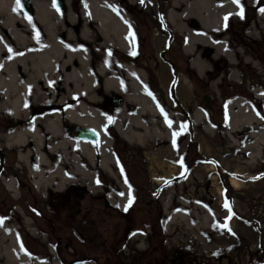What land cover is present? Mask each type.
Segmentation results:
<instances>
[{
  "label": "rangeland",
  "instance_id": "obj_1",
  "mask_svg": "<svg viewBox=\"0 0 264 264\" xmlns=\"http://www.w3.org/2000/svg\"><path fill=\"white\" fill-rule=\"evenodd\" d=\"M148 2L170 6V0ZM255 4L248 2L243 19L229 15L223 32L209 33L214 45L222 38L226 40L225 50L233 61L216 55L214 46H198L195 51L203 62L201 71L189 66L191 84L182 82L177 91L171 92L165 111L173 112L181 124L187 125L177 137L175 148L173 143L168 149L155 141L146 149L122 139L114 126L106 127V135L114 139L110 153L118 172L123 169L122 176L134 199L127 212L106 206L103 199L93 198L81 187H71L65 193L47 190L43 197L13 152L0 155V162L6 159V168L22 176L28 188L22 191L25 215L19 209L9 223L25 251L47 264H264V166H250L246 150L235 153L222 132L227 122L226 105L233 97L251 102L256 113L261 114L250 91L264 90V35L253 28L264 0L257 8ZM164 11L167 12L162 8L165 16ZM1 31L4 30L0 28ZM172 42L174 50L170 55L192 59L182 55L176 37ZM206 95L211 96L207 106L202 103ZM194 108L206 113L205 122L214 132L208 133L202 124L194 122ZM2 117L0 112V131L5 126ZM67 126L72 135L74 127ZM97 142L92 143L97 146ZM160 152L166 157L175 155V178L168 184L167 167L158 170L155 165ZM96 176L98 185L105 189V176ZM230 178L237 179L241 186L233 188ZM170 197L175 205L167 204ZM225 200L234 213L229 221L232 234L214 226L228 216L223 208ZM182 216L192 217L191 227ZM25 220L35 234L25 227ZM135 237L144 244L143 250L137 248L136 239L133 242ZM0 257V264H11L5 252Z\"/></svg>",
  "mask_w": 264,
  "mask_h": 264
},
{
  "label": "bare ground",
  "instance_id": "obj_2",
  "mask_svg": "<svg viewBox=\"0 0 264 264\" xmlns=\"http://www.w3.org/2000/svg\"><path fill=\"white\" fill-rule=\"evenodd\" d=\"M29 1L37 8L35 16L31 18L32 23H43L47 32L46 45L43 50L37 52L32 48V42L25 40L23 35V28H31L32 24L28 23L21 11L13 12L15 0H0V28L4 30L0 32V112L3 114L2 120L5 124L0 131L2 146L7 152H13L17 163L26 168L30 183L43 197L47 190L53 193H65L71 187H81L93 198L103 199L106 206L125 212L124 206L128 203L130 187L125 183L126 178L118 172L113 155L110 153L111 139L106 135L108 126L105 125L104 115L99 110L94 92L75 86L73 91L59 94L56 100L52 98L55 95L49 92L36 91L28 94L24 90V77L28 71L25 61L34 64L32 72L37 73L41 67L52 64L54 59H77L82 69H85L86 61L84 50L74 45V42L69 41L66 45L56 40L54 25L46 10L41 9L50 6V0ZM245 1L252 5L257 0ZM241 2L243 4L244 0ZM104 5V0H84L82 11L91 14V17L99 18L104 12ZM236 12L237 7L232 0H170L167 14L170 22H174L175 16L178 15L182 20L195 19L201 26V32L187 31L181 49L187 57L193 56L189 59L191 68L201 71L203 67V62L195 51L198 46H214L216 55L225 56L233 61V56L225 50L226 40L222 38L214 45L209 33L223 32L225 30L223 17L229 14L237 16ZM98 22L101 25V19H98ZM253 28H257L259 34L264 35V14H259ZM8 48L12 49L11 55ZM76 76L86 81L93 80L90 73H79L78 70L72 69L69 77L74 79ZM189 83L191 84L190 78L189 81L184 82L187 85ZM250 93L255 98L254 102L260 105L261 114L256 113L251 102L249 104L241 97H233L226 105L227 122L222 132L235 153L246 150L244 155L250 166L255 163L264 166V95H261L264 90L251 89ZM36 101L41 105L48 101L55 104L31 116ZM67 102L70 104H66ZM147 110L150 111L147 121H137L128 126H121L117 121L113 125L115 131L125 141L146 149H149L155 141L160 142L164 147H171L172 133L180 131L181 120L173 112L165 111L168 119L173 122L172 127L169 128L158 109L154 111L153 107H147ZM192 118L197 124H202L206 132L215 131L205 122L207 115L204 111L194 108ZM67 123L74 128L79 126L94 131L98 135V146H95L91 140L70 136L68 134L70 128L65 125ZM66 128H69V131H66ZM174 157L175 155L172 154L166 157L160 152L155 159L158 170L167 167L166 181H173L175 178V166L172 164ZM99 173L105 176L108 184L105 189H101L96 182L98 180L96 175ZM229 182L233 188L237 189L241 186L235 178H230ZM4 184L13 193L15 192L12 180H4ZM218 191H221V188H218ZM167 204L175 205L172 197ZM182 218L187 227L192 226L190 225L192 217L182 216ZM9 223L10 221H6L0 225V253L5 252L11 264H47L46 260L42 262L39 257L25 251L15 234L14 227ZM24 224L30 233L35 234L28 220H25ZM170 231L171 229L168 228V232ZM135 239L139 242L137 248L143 250L144 244L138 237H135L133 242ZM2 258L0 257V262Z\"/></svg>",
  "mask_w": 264,
  "mask_h": 264
},
{
  "label": "flooded vegetation",
  "instance_id": "obj_3",
  "mask_svg": "<svg viewBox=\"0 0 264 264\" xmlns=\"http://www.w3.org/2000/svg\"><path fill=\"white\" fill-rule=\"evenodd\" d=\"M83 1L57 0L61 9L59 14L52 7L53 0H50V6L41 9L46 10L49 15L57 41L66 45L71 41L84 50L85 69L81 68L77 59L62 58L54 59L52 64L41 67L37 73L32 72L34 64L25 61L28 71L24 77V90L28 94L36 91L49 92L55 95L52 98L56 100L59 94L73 91L75 86L92 90L107 126H113L117 121L121 126L132 125L141 120L147 121L150 113L147 107H153L156 111L157 104L165 112L171 92L177 91V86L190 78L189 59L183 60L182 57L174 58L170 55L174 50L172 39L176 37L181 50L187 31L199 32V26H194L192 21L182 20L178 15L175 16L174 22H170L167 15L170 6H153L149 0H145L144 4H141L140 0H104V12L99 18L91 17V14L82 11ZM255 3L253 7L257 8L261 0ZM242 5L244 9L249 6L245 1ZM113 7L116 11L112 10ZM22 8L24 15L27 14L31 18L35 16V6L22 5ZM162 8L167 10L164 11L165 16L162 15ZM98 19H101V25ZM129 26L135 33L136 55L130 54L133 49L125 39ZM35 32L39 33V42L34 38ZM23 35L25 40L32 42V48L36 52L43 50L46 45L47 32L43 23L33 22L31 28H23ZM109 52L110 57L107 55ZM181 53L184 54L182 50ZM72 69L78 70L79 73H90L93 80L86 81L79 76L74 79L69 77ZM54 104L48 101L41 105L36 101L31 116L49 109ZM68 134L70 135V132ZM71 134L70 136H74L73 132ZM7 153L11 151L7 152L1 143L0 155ZM5 160L0 162V218H3L4 222L12 220V216L16 215L15 212L19 209L23 216L25 215L24 209L21 208L24 200L22 191L27 188L22 176L14 174L13 168H6ZM4 180L14 182V193L6 187ZM33 207L36 212V206Z\"/></svg>",
  "mask_w": 264,
  "mask_h": 264
},
{
  "label": "snow or ice",
  "instance_id": "obj_4",
  "mask_svg": "<svg viewBox=\"0 0 264 264\" xmlns=\"http://www.w3.org/2000/svg\"><path fill=\"white\" fill-rule=\"evenodd\" d=\"M140 2H141V4H144L145 0H140ZM232 3L237 7V12L235 13V15H237L241 19H243L244 18V8H243L241 0H232ZM52 7L57 11L58 14L60 13L61 9H60V7L57 4V0H53ZM85 7H87V5H85ZM112 10L116 11V9L114 7L112 8ZM19 11H22L21 0H15V7L13 8V12L16 13V12H19ZM259 11H260L261 14H264V7L259 8ZM229 15H231V14H229ZM24 18L28 21V23L30 25L32 24L31 17H29L27 14H25ZM223 19L225 21V27H227V21L229 19V16L226 15L225 17H223ZM34 38L37 40V42H39V33L38 32H35ZM125 39L129 41L130 47L133 49L130 52V54L131 55H136V52L134 50L135 49V33L132 31L131 26H129V33H128V36L125 37ZM8 52L11 55L12 49L8 48ZM19 54L22 55L23 53H19ZM107 55L110 57L111 56V52L107 53ZM147 94L151 95L150 93H147ZM261 95H264V93H261ZM25 107H27V105H25ZM157 108L160 110L161 115L164 117L166 125L169 128H171L173 122L168 119L167 114L164 112V110L162 108H160L159 104H157ZM186 128H187L186 124H181L180 131L179 132L174 131L172 133V136H173V147L174 148L176 147V139H177V137L182 135L183 132L186 130ZM97 146H98V142H97ZM117 163H118V167H119V162H117ZM180 167L181 168L184 167L183 158H181V160H180ZM121 175H123V169L122 168H121ZM96 182H97V184H99L98 180ZM125 183L126 184L128 183L127 180H125ZM168 183H169L168 181H165V184H168ZM133 202H134V199H133V197L131 195V189H130L129 194H128V203H127L126 206H124V211L125 212L128 211V209L132 206ZM117 207H119V205H117ZM223 208L228 212V216L225 218V220H224V222L222 224H215L214 226L216 228L224 231V232H228L229 234H232L231 233V228L229 226V221L232 219L234 213L232 212L231 206H230V204H229V202L227 200H225V202L223 204ZM3 223H4L3 218H0V225H3ZM21 251H23V246L22 245H21Z\"/></svg>",
  "mask_w": 264,
  "mask_h": 264
},
{
  "label": "water",
  "instance_id": "obj_5",
  "mask_svg": "<svg viewBox=\"0 0 264 264\" xmlns=\"http://www.w3.org/2000/svg\"><path fill=\"white\" fill-rule=\"evenodd\" d=\"M22 4L24 6H30V1L29 0H22ZM193 23H194V26L198 27V24L196 23L195 20H193ZM210 101H211L210 95H206L202 99V103L206 106L209 105ZM66 131H69V128H66ZM73 133H74V136L78 139L91 140L92 142L98 141V135L94 131L89 130V129H85L83 127L76 126L73 129Z\"/></svg>",
  "mask_w": 264,
  "mask_h": 264
}]
</instances>
